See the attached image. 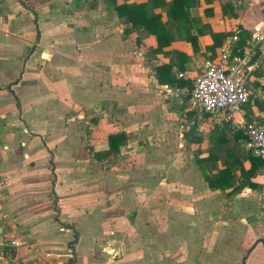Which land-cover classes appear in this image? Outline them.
<instances>
[{
  "label": "crops",
  "instance_id": "0c3cea01",
  "mask_svg": "<svg viewBox=\"0 0 264 264\" xmlns=\"http://www.w3.org/2000/svg\"><path fill=\"white\" fill-rule=\"evenodd\" d=\"M144 2L0 0V264H264V167L256 188H211L196 162L209 142L186 141L189 107L157 78L173 62L193 85L224 44L209 30L249 33L245 48L264 33V0H199L197 50L177 38L159 53L116 10ZM254 61L250 120L264 115V54Z\"/></svg>",
  "mask_w": 264,
  "mask_h": 264
},
{
  "label": "trees",
  "instance_id": "16d2710c",
  "mask_svg": "<svg viewBox=\"0 0 264 264\" xmlns=\"http://www.w3.org/2000/svg\"><path fill=\"white\" fill-rule=\"evenodd\" d=\"M208 3H212L215 0H206ZM200 4L199 0H147V2L140 4H123L116 6V10L120 17H122L126 23L132 24V26L139 30L141 37H149L154 35L158 41V49L156 52H163L165 47L170 46L175 39L186 40L193 44L195 50H197L198 35L205 33L204 29L197 28V22L199 20H193L190 14V10ZM167 8L166 15L167 21L163 22L162 14L157 13V9ZM196 25L198 35H192L191 31ZM175 33V36H174ZM246 33V32H245ZM209 34L214 39L213 50L217 47L225 45V39L227 35H219L209 30ZM250 38V34L246 33L241 37L239 42L240 47H244L246 40ZM175 53V52H174ZM170 55V53H165ZM177 54V53H176ZM178 57H186L182 54H177ZM216 57L214 56L215 59ZM174 66L173 62L168 65H163L157 68L158 81L162 86H178V87H192L188 85V81L183 79L173 80L170 77V73ZM253 100L247 105V118L250 120L252 111ZM254 105L259 106L261 111H264V101L255 100ZM183 110L188 106H182ZM205 118H210L208 114L204 115ZM194 114L190 111L186 114L187 130L184 131V138L190 144H202L206 138L198 133V124L194 120ZM110 149L113 152H118L120 147L126 143L125 134L120 133L110 136ZM247 138L242 132H234L230 128H225L217 124L211 131L209 138V147L206 150L208 156L200 159L199 156L202 151L199 150L196 155V162L205 172L206 180L211 188L227 189L233 186V192L241 191L247 186L258 187V184L252 182V178L259 175V172L264 167V159L256 157L251 152L246 151L244 148V141ZM250 161L251 168L247 171L244 167V163ZM219 162L222 163V168L219 167ZM237 172L241 175L237 177ZM238 179V180H237ZM239 182L236 185V182ZM71 242L69 247L73 249Z\"/></svg>",
  "mask_w": 264,
  "mask_h": 264
},
{
  "label": "built area",
  "instance_id": "2783aa9c",
  "mask_svg": "<svg viewBox=\"0 0 264 264\" xmlns=\"http://www.w3.org/2000/svg\"><path fill=\"white\" fill-rule=\"evenodd\" d=\"M264 33L252 37L245 48H240L237 34L217 52L215 59L204 61L193 86L172 87L164 85L162 93L179 106L187 105L195 117L203 119L208 114L217 123L227 122L234 132L247 138L245 148L252 155L264 159V115L253 120L245 118V108L257 97L254 74L258 69L256 54H264ZM179 77H183L182 74ZM242 114L238 122L236 114Z\"/></svg>",
  "mask_w": 264,
  "mask_h": 264
},
{
  "label": "rangeland",
  "instance_id": "374dc122",
  "mask_svg": "<svg viewBox=\"0 0 264 264\" xmlns=\"http://www.w3.org/2000/svg\"><path fill=\"white\" fill-rule=\"evenodd\" d=\"M175 106H177V105H175ZM184 106H187V105H184ZM202 117H203L204 120L203 119L200 120L199 117H195L194 120H196L197 121L196 123L199 125L198 126V133L201 134L204 138L208 139L210 134H211V131L219 123H217V121L211 120V117L210 118H205L204 115ZM219 125L223 126L225 128H230V130H233L232 126L229 125V123H227V122H221ZM205 146H207V143L205 144ZM262 217H263L262 215H261V217L256 215V217L254 216V219L256 218L255 220L263 221L264 217L263 218ZM194 247H195V244H192L190 254H193L194 249L196 251V248H194ZM235 258H236V256H234V254H233V256L231 257L230 262H227V264H235L236 262L231 263L233 259L235 260Z\"/></svg>",
  "mask_w": 264,
  "mask_h": 264
},
{
  "label": "water",
  "instance_id": "95a60500",
  "mask_svg": "<svg viewBox=\"0 0 264 264\" xmlns=\"http://www.w3.org/2000/svg\"><path fill=\"white\" fill-rule=\"evenodd\" d=\"M263 43H264V41H263Z\"/></svg>",
  "mask_w": 264,
  "mask_h": 264
}]
</instances>
